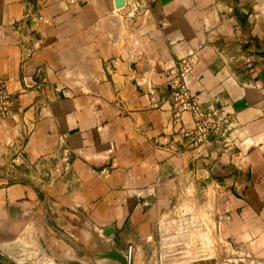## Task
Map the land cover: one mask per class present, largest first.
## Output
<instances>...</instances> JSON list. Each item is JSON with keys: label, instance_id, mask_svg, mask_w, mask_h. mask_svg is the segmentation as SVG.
<instances>
[{"label": "crops", "instance_id": "1", "mask_svg": "<svg viewBox=\"0 0 264 264\" xmlns=\"http://www.w3.org/2000/svg\"><path fill=\"white\" fill-rule=\"evenodd\" d=\"M124 1L0 0V237L48 264L151 263L179 213L195 243L264 264V0ZM191 54L223 118L200 146L169 91Z\"/></svg>", "mask_w": 264, "mask_h": 264}, {"label": "rangeland", "instance_id": "2", "mask_svg": "<svg viewBox=\"0 0 264 264\" xmlns=\"http://www.w3.org/2000/svg\"><path fill=\"white\" fill-rule=\"evenodd\" d=\"M177 214L179 213H175L172 217L166 219L158 230L156 261L150 263V259H147L144 263H136L134 255L128 256L121 251H116V253L121 256H126L127 259L130 260V264H194L206 258H212L214 260L213 264H234L228 262L229 259H227L225 255V253H227V247L223 246L224 244L221 243V241H218L221 246L218 244L219 246L213 248H211L209 244L208 246H204L195 243V233L183 232L180 227L183 221L180 220L181 216ZM228 219V217L225 219H218L216 223L218 231L222 222ZM10 234L13 236L14 233L10 232ZM0 238V264H48L43 262V259H41L42 256H36L33 249L19 246L18 241L12 243L11 241H13L14 238L9 240L3 239L4 237ZM230 256L229 258H231V260L235 259L237 263L240 264L235 255ZM107 258L113 259L116 264H123L117 259L111 258L110 255H108ZM63 264L66 263L64 262ZM73 264L80 263L75 262ZM86 264L92 263L89 260Z\"/></svg>", "mask_w": 264, "mask_h": 264}, {"label": "built area", "instance_id": "3", "mask_svg": "<svg viewBox=\"0 0 264 264\" xmlns=\"http://www.w3.org/2000/svg\"><path fill=\"white\" fill-rule=\"evenodd\" d=\"M34 46H38L36 43ZM31 52V51H29ZM194 68L193 55L182 59L170 73L169 91L173 106V122L180 124L183 115L189 113L192 117L193 128L188 135L194 138V143L203 145L208 142L211 134L220 133L223 129V118L216 111H204L198 98L191 91L188 79ZM14 99L7 84L0 79V119H6L12 112ZM184 131V129H182ZM126 254L131 256L132 248Z\"/></svg>", "mask_w": 264, "mask_h": 264}, {"label": "water", "instance_id": "4", "mask_svg": "<svg viewBox=\"0 0 264 264\" xmlns=\"http://www.w3.org/2000/svg\"><path fill=\"white\" fill-rule=\"evenodd\" d=\"M125 4V1L124 0H116V6L117 7H122L124 6ZM111 256V255H110ZM111 258H115L117 259L118 261L122 262L123 264H130V260L127 259L126 256H121V255H118V253H115V256H111ZM194 264H212L210 261H199L197 263H194Z\"/></svg>", "mask_w": 264, "mask_h": 264}, {"label": "bare ground", "instance_id": "5", "mask_svg": "<svg viewBox=\"0 0 264 264\" xmlns=\"http://www.w3.org/2000/svg\"><path fill=\"white\" fill-rule=\"evenodd\" d=\"M168 251H170V250H168ZM166 252H167V250H166Z\"/></svg>", "mask_w": 264, "mask_h": 264}]
</instances>
